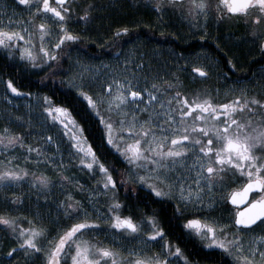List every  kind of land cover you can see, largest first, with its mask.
<instances>
[{"label":"snow or ice","instance_id":"1","mask_svg":"<svg viewBox=\"0 0 264 264\" xmlns=\"http://www.w3.org/2000/svg\"><path fill=\"white\" fill-rule=\"evenodd\" d=\"M142 24L200 52H149ZM254 53L264 0H0V264H264V66L232 78Z\"/></svg>","mask_w":264,"mask_h":264},{"label":"flooded vegetation","instance_id":"2","mask_svg":"<svg viewBox=\"0 0 264 264\" xmlns=\"http://www.w3.org/2000/svg\"><path fill=\"white\" fill-rule=\"evenodd\" d=\"M99 2L103 3V4H108V3L115 4L116 0H99ZM128 2L130 5H133V6H135L137 4V0H128ZM134 18H137V17L129 16L127 14V11L121 12V11L117 10V11L111 12V20H105V21L98 20L92 27L95 29H99L101 31V34H103V29L105 27H107L110 22L121 21V20L131 21ZM152 23L155 24V18H153ZM177 30H179L181 32V34H183V35L187 34V28L186 27L181 28L179 24H177L175 28L167 29L166 35H164V36L159 35V29H156L153 27H144V25L142 24L140 26V28L135 29L133 31L132 36L135 37L137 34H139L138 43L146 44L147 50L149 52H151L153 49H157L158 51H162L166 54L168 51L173 50V49H175L176 51H181L185 48H188L189 45H191V50H194L196 52H200V48L198 47V45H200L202 42H200L198 39H196V40L189 39L187 41L176 40L172 35L167 34V33L173 32V31H177ZM211 31L213 32V35L217 34L215 29H212ZM222 33H223L222 34V40L224 42H229V43L237 42L243 38L244 29L242 27H240V28L233 27V29H232L233 37H232L231 42L229 41V29H227V28L222 29ZM93 38H95L94 34H93ZM165 38H169L170 40H165ZM124 39L127 40L129 38L125 37ZM203 43H204L205 51L208 52L209 55H211V49L213 48V41L211 39H209L207 42H203ZM157 45L159 46L158 48H157ZM122 46L124 48H130L132 46L131 40H129L128 44H123ZM78 47L80 48V53L85 55V56H88V57L102 58L105 61H107L110 56H114V53L110 52L107 48L101 49V48L97 47L96 44L91 43V41H86L84 44L79 45ZM235 51L238 55L243 54V55L247 56L248 45H245L242 49L238 48ZM253 57H254L256 62H252ZM253 57L248 58L247 62H245V64H244L243 69H241L240 71H236L234 74H232L233 79H246V78L250 77L251 72L258 71L261 66H264V58H261L258 54H255V53L253 54ZM4 63H5V61L2 58H0V64H4ZM223 70L228 71L227 68H225ZM4 71L6 73L14 74L13 70H11V68H5ZM18 76L19 75H17V77ZM30 80L32 83L28 79V80H25L27 82L26 84H31L32 87H35V84L37 83V79L35 77H33ZM25 81L23 83V85H24L23 90L26 86ZM215 81H216V77L213 76L211 78V81L208 83V85L206 87H213L215 84ZM18 82L20 84L22 83L21 81H18ZM220 83H223V81H220ZM216 86H218V85H216ZM26 87H30V86H26ZM57 87L58 88L61 87L59 85L58 81L56 83H51L49 88L50 89H57ZM190 87L197 88V87H205V86L200 85L199 82H197V84L191 85ZM41 89L47 90L48 88H41ZM36 91H37V88L35 91H33V93ZM3 92H4V85L0 84V93H3ZM221 96H223V93H221ZM15 99H18L19 103H23L26 100H28L24 97H18ZM93 135L95 136L96 133H93ZM250 198H251V194H250ZM141 207H143V205H141ZM229 207H233V206L229 204ZM241 207H243V205H241ZM164 223L167 224V218H165ZM145 227H147V226H145ZM177 235H180L179 230H177ZM102 238L103 237H101V239ZM180 246L183 248H186L190 252H195L198 250V248L196 247L194 242L190 241L187 236H182V235L180 236Z\"/></svg>","mask_w":264,"mask_h":264},{"label":"trees","instance_id":"3","mask_svg":"<svg viewBox=\"0 0 264 264\" xmlns=\"http://www.w3.org/2000/svg\"><path fill=\"white\" fill-rule=\"evenodd\" d=\"M165 40H170L169 38H165ZM67 64H65V68H67ZM10 68V67H9ZM11 70H13L12 68H11ZM31 79V78H30ZM29 79V81L31 82V80ZM18 81H21V78L18 76V77H16V82H17V84H20ZM22 82V81H21ZM22 83H24V81L22 82ZM27 82L25 81V85L26 86H30V87H26L25 86V88H24V91H35L36 90V88L35 87H32L31 86V84H26ZM32 83V82H31ZM40 91L41 92H47V93H49V94H51V93H55V98L57 99V100H60V101H64V100H66V99H68V97H67V93H66V89L65 88H63V87H60V88H58L57 87V89H50V88H48L47 90H42V89H40Z\"/></svg>","mask_w":264,"mask_h":264},{"label":"rangeland","instance_id":"4","mask_svg":"<svg viewBox=\"0 0 264 264\" xmlns=\"http://www.w3.org/2000/svg\"><path fill=\"white\" fill-rule=\"evenodd\" d=\"M73 55L75 56L76 53L73 52ZM81 55H83V54H81ZM0 100H2V96H0ZM14 103H17L18 105H20V106H21V109L23 110L24 108H26V106L28 105L29 101L26 100V101L23 102V103H19L18 99H14ZM2 109H3V104L1 103V104H0V110H2Z\"/></svg>","mask_w":264,"mask_h":264}]
</instances>
